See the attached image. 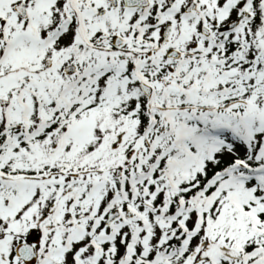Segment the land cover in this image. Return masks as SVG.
Here are the masks:
<instances>
[{
  "label": "snow or ice",
  "instance_id": "6c2138e0",
  "mask_svg": "<svg viewBox=\"0 0 264 264\" xmlns=\"http://www.w3.org/2000/svg\"><path fill=\"white\" fill-rule=\"evenodd\" d=\"M0 264H264V0H0Z\"/></svg>",
  "mask_w": 264,
  "mask_h": 264
}]
</instances>
